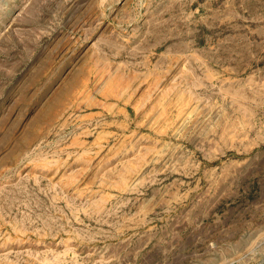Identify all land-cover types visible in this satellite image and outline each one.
Segmentation results:
<instances>
[{
	"label": "rangeland",
	"instance_id": "obj_1",
	"mask_svg": "<svg viewBox=\"0 0 264 264\" xmlns=\"http://www.w3.org/2000/svg\"><path fill=\"white\" fill-rule=\"evenodd\" d=\"M0 264H264V0H0Z\"/></svg>",
	"mask_w": 264,
	"mask_h": 264
}]
</instances>
